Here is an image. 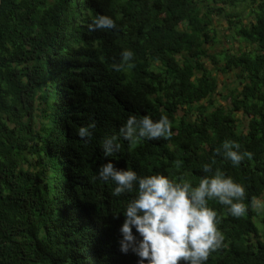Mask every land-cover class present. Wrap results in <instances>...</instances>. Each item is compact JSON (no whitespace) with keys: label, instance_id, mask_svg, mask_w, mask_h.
<instances>
[{"label":"trees","instance_id":"obj_1","mask_svg":"<svg viewBox=\"0 0 264 264\" xmlns=\"http://www.w3.org/2000/svg\"><path fill=\"white\" fill-rule=\"evenodd\" d=\"M98 15L116 27L90 31ZM217 16L253 47L223 54L217 71L235 72L240 85L224 96L227 107L214 104L219 82L205 63L219 62L207 49ZM126 49L135 67L117 72ZM130 115L167 116L173 136L130 144L119 136ZM113 135L119 151L105 156ZM225 140L253 158L234 166ZM213 160V171L244 186L248 210L236 218L208 201L225 246L206 264H264L252 206L264 196V0H2L0 264H139L119 244L136 189L114 196L100 166L183 176L196 187Z\"/></svg>","mask_w":264,"mask_h":264},{"label":"clouds","instance_id":"obj_2","mask_svg":"<svg viewBox=\"0 0 264 264\" xmlns=\"http://www.w3.org/2000/svg\"><path fill=\"white\" fill-rule=\"evenodd\" d=\"M90 31L115 28V22L108 16L98 15L88 25ZM133 53L124 50L121 62L113 64L115 71H126L135 67L131 63ZM95 124L81 127L78 136L81 139L91 136L89 129ZM171 121L162 116L154 121L150 116L137 118L130 115L126 124L120 128L119 136L135 144L142 138L171 139L173 136ZM118 136L106 137L103 141L105 156L119 151ZM224 156L238 166L246 157L251 160L253 154L241 152L240 144L225 140L222 145ZM219 154V149L217 150ZM179 165V161L176 162ZM212 163L203 166L206 175L193 187L183 176L169 179L162 174L140 177L130 169L117 168L112 162L105 163L98 170V178L116 185L114 196L136 189L124 211L125 220L120 228L122 239L119 241L120 251H129L137 255L139 264H206L211 253L223 248L225 236L218 229V214L208 206L212 199L227 207L230 215L243 217L248 206L243 203L246 191L243 185L226 176L219 168L213 171ZM138 186V187H137ZM252 206L260 209L261 204L255 197ZM133 228L142 239H137Z\"/></svg>","mask_w":264,"mask_h":264},{"label":"rangeland","instance_id":"obj_3","mask_svg":"<svg viewBox=\"0 0 264 264\" xmlns=\"http://www.w3.org/2000/svg\"><path fill=\"white\" fill-rule=\"evenodd\" d=\"M227 11H229V9H227ZM212 20L214 29L211 36L214 43L208 44L207 49L209 54L215 57L219 62H217L218 64H214L212 60L207 59L205 63L209 69L214 70L215 76L219 82L218 92L213 97V102L216 106L227 107L230 104V101L226 100L224 96L227 94L228 90L239 88L240 85L235 72L234 74L224 76L217 71L218 68L223 67V54H225V52L241 54L243 52L253 51V47L238 38L233 31L229 30V25L223 17L217 16ZM38 115H41V113L38 112ZM238 118L240 121H243V123H247V120L244 119L242 114H240ZM257 201L260 202L261 208H255L259 218H255L254 223L258 230H261V239L264 240V196Z\"/></svg>","mask_w":264,"mask_h":264},{"label":"water","instance_id":"obj_4","mask_svg":"<svg viewBox=\"0 0 264 264\" xmlns=\"http://www.w3.org/2000/svg\"><path fill=\"white\" fill-rule=\"evenodd\" d=\"M1 4H2V0H0V7H1Z\"/></svg>","mask_w":264,"mask_h":264}]
</instances>
